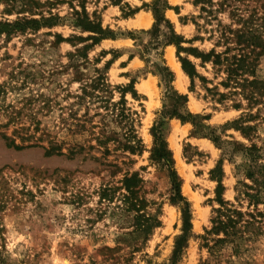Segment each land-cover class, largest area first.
<instances>
[{"label": "rangeland", "instance_id": "374dc122", "mask_svg": "<svg viewBox=\"0 0 264 264\" xmlns=\"http://www.w3.org/2000/svg\"><path fill=\"white\" fill-rule=\"evenodd\" d=\"M39 1L44 3L46 0ZM152 1L125 0L132 8L140 9L137 15L128 19H123L119 8L112 6L109 0H87L86 9L88 13L96 12L100 16L103 28L133 33L139 44H145L147 38L140 32L151 28L153 17L143 5H150ZM191 1L167 0L168 5L178 11L165 13L175 32L186 39L196 35L191 22L183 25L181 20L198 14ZM4 9L5 6L0 3V21H14L16 16L3 15ZM53 13L64 18L65 23L37 34L10 38L0 36V86L5 85L7 89L6 96H0V135L12 138V128L1 127L7 121L1 106L19 108L22 98L28 97L29 91H32L50 96L61 107H67L75 100L65 98L66 92L72 96L79 94L80 84L76 81V74L90 77L94 60L104 52L107 55L100 58L96 67L101 69L111 62L107 78L112 87H126L135 81L133 89L137 97L132 98L127 93L124 99L133 114L134 128L144 148L140 155L117 153L104 159L97 151L86 150L70 158L66 156V149L73 139L53 127L57 114L54 118H43L41 129L48 128L51 136L57 133V139L66 143L65 156L47 157L40 147L15 150L7 147L0 137V264H171L174 240L181 234V215L176 207L169 204L170 183L167 177L148 160L153 141L150 130L162 111L164 101L168 102L164 98V83L156 69L161 65L160 59L154 52L146 55V62L140 59L141 48L131 39L105 40L89 53L91 65L83 66L77 72L69 67L68 54L74 51L71 44H53L55 34L64 39L78 35L69 26L71 11L64 4L54 9ZM220 19L222 23L230 24L226 14ZM202 32L201 35L206 38L207 35ZM195 46L209 50L211 43H196ZM169 56L179 64L173 46L164 49L162 58V65L173 75L170 86L178 94L187 96L188 112L209 117L201 120L202 126L220 128L237 119L242 112L258 114L255 124L259 126V139L256 143L264 149V98L253 107L240 101L241 111L230 107L231 100L218 105L206 97L198 81L190 92L188 78L181 68V75L174 71ZM197 71L213 85L222 79V76L214 79L210 66L206 69L197 67ZM256 76L264 81V55L259 60ZM23 80L26 85L21 88ZM219 90L222 92L221 88ZM119 97L120 94L114 92V100L118 101ZM232 99L240 100L239 97ZM79 113L83 114L82 108ZM93 113L94 110H91L90 115ZM22 119L26 121L25 117ZM163 130L164 140L172 153L174 170L181 181V194L188 202L191 214L192 237L177 264H264V235L245 243L244 251L238 256H232L227 248L210 253L202 247L201 236L210 228L212 208L217 207L214 202L216 183L210 179V171L215 168L220 151L203 135H196L190 124L172 119L166 122ZM220 136L229 140L228 136H232L236 141L246 143L234 131ZM39 137L43 138L41 142L36 141ZM47 139L45 132H38L30 143L15 140L17 145L35 143L47 147ZM106 163L118 164L121 173L112 175V168ZM222 170L223 199L233 203L238 180L235 166L225 161ZM125 171L138 173L144 181V198L148 202L146 213L157 216L160 222V227L154 229L147 239L134 233L133 214L127 212L117 199L118 194L112 202L98 197L105 186L119 187ZM259 209L264 212L263 205Z\"/></svg>", "mask_w": 264, "mask_h": 264}, {"label": "trees", "instance_id": "16d2710c", "mask_svg": "<svg viewBox=\"0 0 264 264\" xmlns=\"http://www.w3.org/2000/svg\"><path fill=\"white\" fill-rule=\"evenodd\" d=\"M86 1L46 0L41 3L39 0H0L5 6L3 15L16 16L14 21H0V36L10 38L28 33L37 34L42 30L59 27L66 20L53 13V10L65 4L71 11L68 16L69 26L78 35L64 39L55 34L53 44H71L74 51L68 54L69 67L72 66L77 72H80L83 66L91 65L89 53L105 40L131 39L141 48L139 58L145 62L146 55L154 52L161 62L156 69L164 83V98L168 102L164 101L162 111L150 130L153 141L148 160L167 177L170 183L169 204L176 207L181 215V234L174 240L170 262H179L192 237L189 204L181 194V181L174 170L172 153L163 136L164 125L172 119L192 125L196 135H203L220 151V158L215 168L210 171V179L216 183L214 202L217 207L212 208L210 228L201 236L202 247L210 253L227 248L232 256H238L244 251L245 243L264 235V212L259 209V206H264V149L256 143L259 139V126L255 124L259 115L242 112L237 119L220 128L210 129L202 126L201 120H207L209 117L188 112V98L178 94L170 86L173 75L162 65V58L166 47L175 48L176 59L189 80L190 92L198 81L206 97H210L218 105L231 100L230 107L236 111L242 110L240 101H245L248 107L255 106L264 98V81L256 76L259 60L264 55V0H192L191 5L198 14L189 19H181L183 25L189 21L195 27L196 35L191 39L177 34L173 24L165 17L166 11L173 10L177 13L178 9L168 5L167 0H153L150 5H143L153 17L151 28L140 32L147 38L145 44H139V39L134 37L133 33L103 28L100 16L96 12H87ZM109 2L119 8L123 19L131 18L140 11L138 8H132L125 0ZM225 14L230 21L228 25L220 19V16ZM202 31L207 35L206 38L201 35ZM205 42L211 43L209 50H201L195 46L196 43L203 45ZM104 55L107 53L103 52L99 59L94 60L93 74L90 77H85L83 73L76 74V81L80 84L79 94L72 96L66 92L65 98L75 100L67 107H61L59 102L50 96L32 91H29L28 97L22 98L19 108L1 106L2 114L7 120L1 127L12 128V138L0 135L6 146L15 150L40 147L47 157L65 156L63 151L66 143L57 139V133L51 136L48 128L41 129L43 118H54L57 114L53 127L73 139L66 149V156L70 158L86 150L97 151L104 159L117 153L140 155L144 147L135 131L133 114L126 107L124 99L127 93H130L132 98L137 97L133 89L135 81H131L126 87H112L107 78L111 62L101 69L96 67ZM131 59L130 56L129 60ZM207 66L211 67L214 79L222 76L216 85L197 71V67L206 69ZM24 81L21 82V88L26 85ZM114 92L120 94L118 101L114 100ZM6 94L5 85H1L0 96ZM235 97L240 100L232 99ZM81 108L83 114L79 113ZM91 110H94L92 115ZM22 117H25L26 121H23ZM227 131L238 133L246 143L238 142L232 136H228L230 140L222 139L220 135ZM38 132H45L48 138L47 147L35 143L16 144L15 139L21 143H30ZM218 132L221 134H217ZM41 140L42 137L36 139L40 142ZM225 161L235 166L238 176L233 203L223 199L225 188L222 183V165ZM106 165L112 168V175L121 173L118 164ZM119 183V187H103L98 197L102 201L112 202L118 194L117 199L125 206L127 212L133 214L134 233L147 239L154 229L160 227V222L157 216L146 213L148 202L144 198V181L138 173L125 171Z\"/></svg>", "mask_w": 264, "mask_h": 264}, {"label": "bare ground", "instance_id": "6f19581e", "mask_svg": "<svg viewBox=\"0 0 264 264\" xmlns=\"http://www.w3.org/2000/svg\"><path fill=\"white\" fill-rule=\"evenodd\" d=\"M168 59H169V62H170V64H171L172 68L174 69V71H175L178 75H181L182 72H181V70H180V66H179V64L174 63V62L172 61V56H169Z\"/></svg>", "mask_w": 264, "mask_h": 264}, {"label": "clouds", "instance_id": "9594fccd", "mask_svg": "<svg viewBox=\"0 0 264 264\" xmlns=\"http://www.w3.org/2000/svg\"><path fill=\"white\" fill-rule=\"evenodd\" d=\"M209 47H210V45H209Z\"/></svg>", "mask_w": 264, "mask_h": 264}, {"label": "crops", "instance_id": "0c3cea01", "mask_svg": "<svg viewBox=\"0 0 264 264\" xmlns=\"http://www.w3.org/2000/svg\"><path fill=\"white\" fill-rule=\"evenodd\" d=\"M137 15V14H136Z\"/></svg>", "mask_w": 264, "mask_h": 264}]
</instances>
